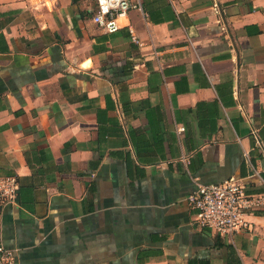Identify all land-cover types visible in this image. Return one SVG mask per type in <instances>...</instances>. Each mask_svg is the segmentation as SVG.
<instances>
[{
	"label": "crops",
	"instance_id": "1",
	"mask_svg": "<svg viewBox=\"0 0 264 264\" xmlns=\"http://www.w3.org/2000/svg\"><path fill=\"white\" fill-rule=\"evenodd\" d=\"M142 6L107 33L95 0H0L13 264H264V210L221 235L188 202L232 177L264 192V0Z\"/></svg>",
	"mask_w": 264,
	"mask_h": 264
},
{
	"label": "built area",
	"instance_id": "2",
	"mask_svg": "<svg viewBox=\"0 0 264 264\" xmlns=\"http://www.w3.org/2000/svg\"><path fill=\"white\" fill-rule=\"evenodd\" d=\"M96 9L93 21L98 27L114 33L121 27V19L131 10L143 11L142 0H95ZM132 40L143 46L144 42L129 25ZM254 176L259 171L253 168ZM19 188L18 178L14 175L0 176V205L15 201ZM188 202L195 210L194 225L201 229H210L221 235H232L248 231L252 227L250 216L264 210V192L250 193L245 184L232 177L219 183L196 184L188 196ZM14 253L0 242V264H13Z\"/></svg>",
	"mask_w": 264,
	"mask_h": 264
},
{
	"label": "trees",
	"instance_id": "3",
	"mask_svg": "<svg viewBox=\"0 0 264 264\" xmlns=\"http://www.w3.org/2000/svg\"><path fill=\"white\" fill-rule=\"evenodd\" d=\"M74 1H76V0H74ZM216 245L218 247H220V246L222 247L223 246V242H221L220 239H217ZM189 264H210V261L207 258H197L196 260L190 261ZM234 264H240V263L237 261Z\"/></svg>",
	"mask_w": 264,
	"mask_h": 264
}]
</instances>
